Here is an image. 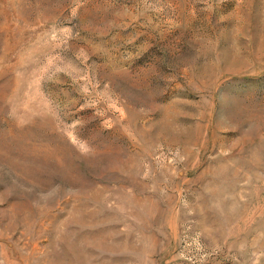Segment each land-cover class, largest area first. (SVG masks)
<instances>
[{
    "label": "rangeland",
    "instance_id": "374dc122",
    "mask_svg": "<svg viewBox=\"0 0 264 264\" xmlns=\"http://www.w3.org/2000/svg\"><path fill=\"white\" fill-rule=\"evenodd\" d=\"M0 264H264V0H0Z\"/></svg>",
    "mask_w": 264,
    "mask_h": 264
}]
</instances>
